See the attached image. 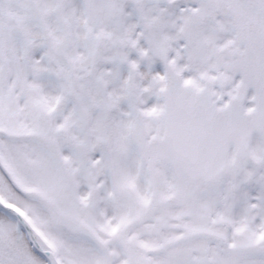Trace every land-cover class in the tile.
<instances>
[{
    "label": "snow or ice",
    "instance_id": "obj_1",
    "mask_svg": "<svg viewBox=\"0 0 264 264\" xmlns=\"http://www.w3.org/2000/svg\"><path fill=\"white\" fill-rule=\"evenodd\" d=\"M0 264H264V0H0Z\"/></svg>",
    "mask_w": 264,
    "mask_h": 264
}]
</instances>
